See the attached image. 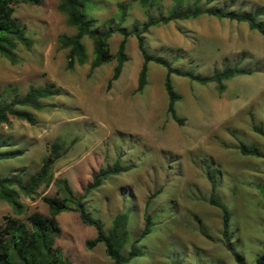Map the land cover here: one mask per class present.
Returning <instances> with one entry per match:
<instances>
[{"label":"rangeland","instance_id":"obj_1","mask_svg":"<svg viewBox=\"0 0 264 264\" xmlns=\"http://www.w3.org/2000/svg\"><path fill=\"white\" fill-rule=\"evenodd\" d=\"M175 2L93 0L86 14L94 29L111 30L107 43L114 55L123 38L119 29L140 32L149 17H166ZM194 4L203 10L251 14L264 26V0H182L179 6ZM56 6L57 0L13 4L12 15L25 26L32 44L17 47L14 64L0 55V105L48 84L60 94L42 100L41 111L21 109L31 114L33 124L13 117L0 124V152L14 154L0 160V177L15 174L27 180L54 144L60 148L52 182L33 197L21 196L22 215L15 216L0 201V223L4 216L23 222L34 212L47 216L41 198L56 196L55 179H66L77 196L93 173L119 160L124 171L105 180L83 203L104 232L116 214L128 213L124 257L141 234L145 217L149 219L150 233L137 244L142 255L125 264H255L264 246V36L246 23L207 15L141 34L145 53L172 71L198 77L233 68L251 72L224 82L222 92L214 83L201 85L171 74L179 96L174 104L182 121L178 125L167 113L165 67L149 62L146 85L136 92L142 57L135 36L126 38L127 61L109 88L115 59L91 70L93 45L87 38L82 40L85 63L68 70V50L58 39L75 29ZM241 146L255 148L259 155H242ZM210 197L229 214L228 244L222 210L210 205ZM57 221L61 233L55 245L70 264H112L102 243L85 247L95 231L79 220L72 206Z\"/></svg>","mask_w":264,"mask_h":264},{"label":"trees","instance_id":"obj_2","mask_svg":"<svg viewBox=\"0 0 264 264\" xmlns=\"http://www.w3.org/2000/svg\"><path fill=\"white\" fill-rule=\"evenodd\" d=\"M42 0H0V55L7 59L11 64L16 63V49L20 45L24 49H29L32 41L26 36L25 26L13 17V4L27 3L39 5ZM182 0H176L175 4L166 17L159 19L148 18L142 26L140 32L134 30L129 33L124 29L118 32L122 35L117 51L114 55L109 52L108 39L111 37V30L99 31L93 28V21L86 14L87 8L93 0H57V11L66 17L67 25L75 29V33L71 36L61 35L58 43L62 49H67L66 68L72 69L74 64L82 65L87 59L86 49L82 43L84 38L92 41L93 59L90 69L98 68L104 63L115 59V66L112 75L108 81L109 88L112 81L118 79L123 64L127 61L125 54L126 38L130 35L135 36L137 40V48L142 57V65L137 75L136 92H141L146 85L147 64L153 62L166 68V77L164 81L165 92L168 97L167 113L172 120L178 125H182V121L175 115L174 104L179 100V96L173 91L170 83V75L185 77L196 81L201 85L208 83L216 84L217 90H224V82L240 75H250L251 72L245 69H225L224 71L214 73L211 76L198 77L191 73L172 71L168 65L158 57L148 56L143 49V37L141 36L148 28L157 25H166L171 21H183L196 19L200 16L207 15L217 19H228L231 21L246 23L250 30H255L264 36V26L257 22L251 14L235 15L232 13H223L219 10H203L196 4L186 9H180ZM146 3V0H141ZM121 8L122 6L119 5ZM60 89L54 84H48L43 88L31 89L20 98H15L8 103L0 105V124H6L10 117L23 120L29 124H33V118L28 112L21 110L22 108H31L41 111L44 105L42 100L57 96ZM59 145L54 144L43 160L40 168L36 173L31 175L27 180H23L21 176L9 175L0 177V201L9 205L15 216L22 215L25 211L21 202V196L33 197L39 187L49 185L52 182L51 168L56 159L59 158ZM242 155L258 156L257 149H246L241 146ZM14 156L12 153H1L0 160L10 159ZM119 167V160L107 169H99L91 175V181L85 185L80 195H74L68 181L66 179L57 178L54 180L56 187V196H43L42 202L48 208V215L44 216L34 212L29 214L25 222L10 216H4L0 223V264H70L68 257L63 253L62 249L55 245V240L60 236L61 229L59 227L57 217L60 213L70 210L77 213L79 220L88 227H92L95 231V237L85 241V247L92 249L97 244L102 243L106 256L112 261V264H125L132 258L140 257L142 252L137 246L139 240L150 233V221L145 217L143 230L139 237L135 239L129 246L126 257L122 256L121 251L128 243L127 222L128 213L122 212L114 216L111 226L107 232H104L103 224L93 218L85 209L83 201L90 193L98 189L102 183L109 177L122 172ZM60 195V197H58ZM209 203L218 207L223 213V237L228 244V221L229 214L222 204L210 197ZM255 264H264V246L262 253L256 258Z\"/></svg>","mask_w":264,"mask_h":264}]
</instances>
